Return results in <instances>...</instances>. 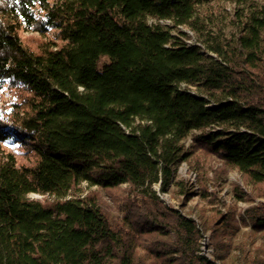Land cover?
<instances>
[{
    "label": "trees",
    "instance_id": "obj_1",
    "mask_svg": "<svg viewBox=\"0 0 264 264\" xmlns=\"http://www.w3.org/2000/svg\"><path fill=\"white\" fill-rule=\"evenodd\" d=\"M223 1L0 0V90L13 98L0 100V264H224L234 215L198 225L152 191L174 187L189 202L193 187L174 175L201 151L264 198V4L225 22L207 10ZM150 18L188 28L198 45ZM23 32L44 38L37 50ZM83 184L129 187L118 224ZM248 215L263 231L264 202ZM244 264H264V248Z\"/></svg>",
    "mask_w": 264,
    "mask_h": 264
},
{
    "label": "rangeland",
    "instance_id": "obj_2",
    "mask_svg": "<svg viewBox=\"0 0 264 264\" xmlns=\"http://www.w3.org/2000/svg\"><path fill=\"white\" fill-rule=\"evenodd\" d=\"M263 4L264 0H228L220 3L212 2L207 10L211 9L212 13L222 21L229 22L233 20L234 22L238 19L237 15L240 12L246 14L250 10L259 9ZM148 22L151 25L161 24L171 29L173 34L185 32L188 35L186 42L190 45H198L196 34L186 27L175 28L170 21H157L153 18H150ZM229 30H231L230 27H228ZM51 38H53V34H49L47 37V39ZM22 39L26 46L32 50H37L44 38L38 33L23 32ZM190 92L196 94V89L191 88ZM12 99L11 92L6 88L0 90L2 103L10 102ZM184 145L187 149H190L193 145L192 137L188 138ZM2 148L6 152L14 154L20 165L30 167L34 164L35 157L26 148L12 143H5ZM198 165L204 170V178L210 195L208 199L202 197L201 175L200 171L197 170ZM174 178L178 181L186 182L189 188L193 187L191 192L194 195L189 202H186L185 197L180 196L174 187L168 193H161V188L158 184L152 186V191L159 195L163 203L168 207L181 211L183 215L193 219L198 225H201L202 219L210 224L213 218L220 216V214L227 215L231 213L234 215L238 224V231L231 240L230 254L224 264H244L245 260L253 258L259 252V249L264 248V230H256L254 222L248 215V210L258 203L264 202V198L255 197V189L246 183L242 173L237 170L226 169L216 158L198 151L190 162H183L179 165ZM236 189L243 192L244 199H239L236 196ZM78 193L82 197L87 195L96 196L101 207L108 215L111 224L116 225L124 216V210L121 207L124 198L129 195L130 191L127 185L108 191L99 188L90 189L86 184H83ZM29 198L42 202L54 201L51 196L37 194H32ZM201 254L210 260L214 259L209 232H203Z\"/></svg>",
    "mask_w": 264,
    "mask_h": 264
}]
</instances>
